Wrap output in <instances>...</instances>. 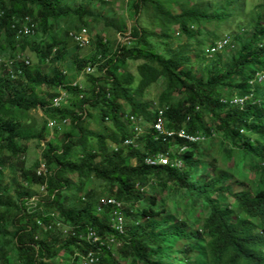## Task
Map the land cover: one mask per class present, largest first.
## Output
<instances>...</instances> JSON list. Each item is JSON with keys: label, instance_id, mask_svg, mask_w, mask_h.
Wrapping results in <instances>:
<instances>
[{"label": "trees", "instance_id": "16d2710c", "mask_svg": "<svg viewBox=\"0 0 264 264\" xmlns=\"http://www.w3.org/2000/svg\"><path fill=\"white\" fill-rule=\"evenodd\" d=\"M112 1L0 0V264H264V3Z\"/></svg>", "mask_w": 264, "mask_h": 264}, {"label": "rangeland", "instance_id": "374dc122", "mask_svg": "<svg viewBox=\"0 0 264 264\" xmlns=\"http://www.w3.org/2000/svg\"><path fill=\"white\" fill-rule=\"evenodd\" d=\"M112 1V0H111ZM89 3L91 0H75L76 4L80 3ZM260 3H264V0H248V7L251 9L255 5H259ZM92 7H95L96 9L99 10L103 15L107 16L109 19L113 20V22H117L120 19L125 20L127 24V29L122 28L121 31H119L115 38H116V43L121 42V41H126L128 38H130L131 32L130 29L134 23V19L131 18L130 12L128 11V0H113L112 3H96L94 6L91 5ZM95 34V33H93ZM224 34V33H222ZM91 39H93V35H89ZM91 41V40H90ZM232 43V41H231ZM93 47L91 45H87L83 48H80L77 52L81 56H87L88 54L91 53ZM223 52V51H222ZM33 60V66L37 64V59L34 55L31 56ZM209 60V59H208ZM136 64L135 63H129V70L132 72H136ZM79 80V79H78ZM160 92V87H154L151 88L146 96L148 101H153L157 100L156 98L158 97ZM43 116V113L41 110L35 111L31 113V118H34L36 120V123L34 121H29L24 123V132L27 134L33 133L35 131H39L41 126V118ZM35 125V126H34ZM146 129V128H145ZM31 142L29 143V151H28V160L29 164L38 159L40 157V154L42 152V149L38 147L35 141L30 140ZM43 145V144H42ZM10 169L5 171V178L7 176H10ZM122 221V220H121Z\"/></svg>", "mask_w": 264, "mask_h": 264}, {"label": "built area", "instance_id": "2783aa9c", "mask_svg": "<svg viewBox=\"0 0 264 264\" xmlns=\"http://www.w3.org/2000/svg\"><path fill=\"white\" fill-rule=\"evenodd\" d=\"M27 21L30 22V19H27L26 22ZM30 32H32V31H30L29 27L26 25L19 32V34H21L20 37H22L24 35L30 34ZM72 35H73L74 39L81 46H83V47L84 46H87L89 44L90 40H91V38H90V36H89V34H88V32L86 30H84L83 32H81L79 34H72ZM226 43L220 44L216 50H222V47H224V45ZM26 64H30V61L29 60H26ZM6 66H7V64H6ZM12 78H15V76H13ZM62 96L65 97V94L63 93ZM61 100H62L61 98H59L58 100H56V104L58 102H60ZM161 115H162V113H161ZM131 119L133 120V118H131ZM53 124L54 123H50L49 126L52 127ZM155 129L159 133V135H162V136H165V135H167V136H173L174 135L173 132H167V131L164 130V120L162 118H160L159 121H158V123L155 125ZM179 136L182 137V138H185L186 137L183 133L179 134ZM167 162H168V160H167L166 157H161L158 162H156V161H148V164H150V165H154L156 163L166 164ZM45 170H46L45 169V166L42 164L39 173L42 172V171L44 172ZM109 204H117V203L115 201H113V200H106V199H104V200L101 201V203L99 205V208H98V211L102 210V208L104 206L109 205ZM117 205H119V204H117ZM118 221H119V224L117 225V229L121 233H123V228H122V225H121V223H122L121 218H119ZM90 237L93 239V242L94 243L98 242V238L95 236V234L91 233L90 234ZM95 261H97V259L93 256V254L90 253L87 257L84 258V261H83L82 264H93Z\"/></svg>", "mask_w": 264, "mask_h": 264}, {"label": "clouds", "instance_id": "9594fccd", "mask_svg": "<svg viewBox=\"0 0 264 264\" xmlns=\"http://www.w3.org/2000/svg\"><path fill=\"white\" fill-rule=\"evenodd\" d=\"M88 32V31H87ZM88 34L90 35V33L88 32ZM87 71H90V70H87Z\"/></svg>", "mask_w": 264, "mask_h": 264}]
</instances>
